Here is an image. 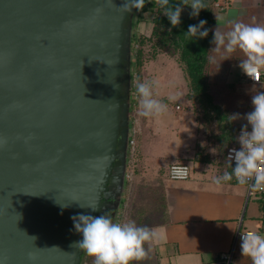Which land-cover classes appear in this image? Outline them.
<instances>
[{
	"label": "water",
	"instance_id": "water-1",
	"mask_svg": "<svg viewBox=\"0 0 264 264\" xmlns=\"http://www.w3.org/2000/svg\"><path fill=\"white\" fill-rule=\"evenodd\" d=\"M132 4L0 0V264H80L121 201Z\"/></svg>",
	"mask_w": 264,
	"mask_h": 264
},
{
	"label": "rangeland",
	"instance_id": "rangeland-1",
	"mask_svg": "<svg viewBox=\"0 0 264 264\" xmlns=\"http://www.w3.org/2000/svg\"><path fill=\"white\" fill-rule=\"evenodd\" d=\"M188 12V8L181 9L183 15ZM154 13H144L132 30L134 50H140L139 58L134 53L130 67L135 83L128 121L133 142L127 148V184L124 192L117 195L116 201H121L116 207L115 232L106 233L101 240L94 238L85 249L82 264H154L155 260H147L142 255L149 253L148 226L160 211V188L165 181L171 182L165 178L168 167L165 163L216 164L222 142L229 133L225 129H229L230 117L235 112L254 113L258 104V89L247 81H238L240 77H230L227 67L232 61L258 55L250 47L251 40L257 39L259 33L264 36V26L259 30L256 23H244L241 35L228 38L229 33L223 31L225 15L218 13L217 40L209 50L206 75L209 92L224 114L222 121L213 109H207L208 105L203 109L190 95L177 51L171 46H155V39L150 37ZM247 17L264 18V4ZM231 45L234 50L230 51Z\"/></svg>",
	"mask_w": 264,
	"mask_h": 264
},
{
	"label": "crops",
	"instance_id": "crops-1",
	"mask_svg": "<svg viewBox=\"0 0 264 264\" xmlns=\"http://www.w3.org/2000/svg\"><path fill=\"white\" fill-rule=\"evenodd\" d=\"M262 4L264 0H228L223 9L215 10V27L220 21L218 13L221 12L225 15V19H222L223 31L229 33L228 38L241 35L244 23H256L262 30L264 18L247 17L249 12L257 10ZM256 36L257 39L251 40L250 47L256 49L258 55L252 59L232 61L227 69L230 77H240L238 81H247L250 86L257 88L259 101L264 98V83L251 82L246 73L247 66L257 65L262 68L264 77L263 35L259 33ZM216 40L217 36L212 46ZM247 112H235L228 120L229 129H225V133H229L222 142L216 164L194 161L188 164L191 172L187 180L164 182L160 188L159 214L153 224L148 226L149 253L142 255L143 258L155 260L154 264H212L224 253L231 254L229 264H264V196L249 195L248 186L231 176L233 169L228 165L238 164L240 158L238 149L227 151L228 145L236 139L237 130L251 126L260 114L258 105L254 113ZM217 119L223 121L224 114H219ZM167 162L165 164L169 166ZM165 178H168L167 170ZM113 228L114 224L105 234L115 232ZM239 229L253 230L255 234L243 242L234 243Z\"/></svg>",
	"mask_w": 264,
	"mask_h": 264
},
{
	"label": "trees",
	"instance_id": "trees-1",
	"mask_svg": "<svg viewBox=\"0 0 264 264\" xmlns=\"http://www.w3.org/2000/svg\"><path fill=\"white\" fill-rule=\"evenodd\" d=\"M213 2L211 3L208 0H133L127 17V25L130 28V59L127 66L132 81L133 76L130 71L133 64L132 58L134 53L137 58L140 55V50L138 52L134 50L135 35L132 34V30L134 25L143 19L144 13L155 12L151 19L152 31L150 36L155 39V46H171L177 51L190 95L203 109L208 106L207 109H211V111L213 109V112L217 113L216 116L219 118V114H221L220 106L214 102L213 96L209 92L206 75L209 50L216 38L215 10L217 11L218 8L213 6ZM182 8L189 9L187 15L181 13ZM132 90L134 88L130 85L129 96L132 94ZM130 100L129 98V102ZM129 109L127 113L128 121L130 117ZM127 128L129 131L128 123ZM127 155H129V152ZM228 165L233 169L231 176L236 179V173L240 165L235 163H229ZM126 181L127 179H125V184ZM93 239L94 236L88 238L80 264L83 262L86 247L94 242Z\"/></svg>",
	"mask_w": 264,
	"mask_h": 264
},
{
	"label": "built area",
	"instance_id": "built-area-1",
	"mask_svg": "<svg viewBox=\"0 0 264 264\" xmlns=\"http://www.w3.org/2000/svg\"><path fill=\"white\" fill-rule=\"evenodd\" d=\"M228 0H214L213 6L223 9ZM249 80L256 84L264 83L262 68L257 65H249L246 68ZM134 87V81H131ZM134 90L130 99L134 98ZM260 114L253 120L251 126L240 128L236 132L235 141L231 142L227 151L238 149L240 158L237 163L240 165L236 173V179L248 186V194H262L264 196V98L258 101ZM179 108V106H177ZM131 134L128 143L132 145ZM236 163V162H235ZM190 167L187 163H171L167 169V177L170 180L181 181L190 177ZM127 179V170L126 177ZM253 230L239 229L234 238L235 242H243L248 237L253 236ZM231 254H220L219 259L212 264H229Z\"/></svg>",
	"mask_w": 264,
	"mask_h": 264
},
{
	"label": "flooded vegetation",
	"instance_id": "flooded-vegetation-1",
	"mask_svg": "<svg viewBox=\"0 0 264 264\" xmlns=\"http://www.w3.org/2000/svg\"><path fill=\"white\" fill-rule=\"evenodd\" d=\"M128 157V155H126ZM127 159V158H126ZM118 164V162H117ZM126 169H127V162H126ZM106 202H111L112 204H116L117 201L114 199H108ZM102 214L101 222L98 225H95L92 234L90 237L94 236V238H100L105 234V231L113 227V224L117 218V210L116 207L113 208H106L104 209Z\"/></svg>",
	"mask_w": 264,
	"mask_h": 264
}]
</instances>
